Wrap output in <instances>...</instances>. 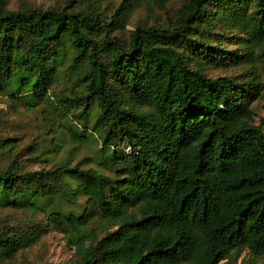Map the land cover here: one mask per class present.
I'll return each instance as SVG.
<instances>
[{
	"label": "trees",
	"instance_id": "obj_1",
	"mask_svg": "<svg viewBox=\"0 0 264 264\" xmlns=\"http://www.w3.org/2000/svg\"><path fill=\"white\" fill-rule=\"evenodd\" d=\"M0 95L72 147L0 142V264L264 260V0H0Z\"/></svg>",
	"mask_w": 264,
	"mask_h": 264
},
{
	"label": "rangeland",
	"instance_id": "obj_2",
	"mask_svg": "<svg viewBox=\"0 0 264 264\" xmlns=\"http://www.w3.org/2000/svg\"><path fill=\"white\" fill-rule=\"evenodd\" d=\"M61 0H7L11 10H18L23 5L46 9L54 7ZM264 118V109L259 108L257 123ZM15 138L18 145L24 149L32 147L30 153L24 152V159L35 171H40L51 166L61 159L67 158L72 147H69L58 139L53 145L54 134L45 120L42 112L28 111L16 105L4 95H0V142L6 138ZM73 151V150H72ZM36 152V153H34ZM34 153V154H33ZM86 148L75 151L74 156L79 161L87 155ZM32 154V155H30ZM36 157L37 162L32 159ZM38 157V158H37ZM74 255L73 250L64 240V236L51 232L45 237L43 243L37 246L31 253L20 259L17 264H60L69 261ZM264 264V260L254 261L247 252L234 255L231 261L226 260L220 264Z\"/></svg>",
	"mask_w": 264,
	"mask_h": 264
}]
</instances>
